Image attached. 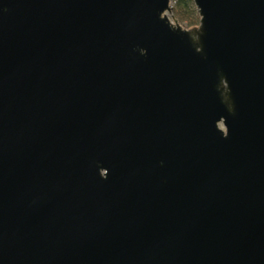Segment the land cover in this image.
<instances>
[{"label": "water", "instance_id": "obj_1", "mask_svg": "<svg viewBox=\"0 0 264 264\" xmlns=\"http://www.w3.org/2000/svg\"><path fill=\"white\" fill-rule=\"evenodd\" d=\"M0 0V264H264V0Z\"/></svg>", "mask_w": 264, "mask_h": 264}, {"label": "trees", "instance_id": "obj_2", "mask_svg": "<svg viewBox=\"0 0 264 264\" xmlns=\"http://www.w3.org/2000/svg\"><path fill=\"white\" fill-rule=\"evenodd\" d=\"M172 16L187 27L198 23V13L192 0H175L171 5Z\"/></svg>", "mask_w": 264, "mask_h": 264}, {"label": "rangeland", "instance_id": "obj_3", "mask_svg": "<svg viewBox=\"0 0 264 264\" xmlns=\"http://www.w3.org/2000/svg\"><path fill=\"white\" fill-rule=\"evenodd\" d=\"M174 1H175V0H171V1H170V4L172 5ZM171 14H172V11L168 13V16H170ZM170 17H171V19H172L173 16H170ZM173 18H174V17H173ZM174 19H175V18H174ZM176 21H177V20H176ZM178 22H179V21H178ZM179 24H181V26H183V27H185V28H188V27L186 26L185 23L179 22ZM197 24H198V23H197ZM197 24H195V25H197ZM192 26H193V25H192Z\"/></svg>", "mask_w": 264, "mask_h": 264}]
</instances>
